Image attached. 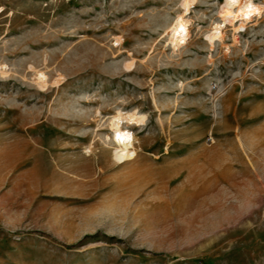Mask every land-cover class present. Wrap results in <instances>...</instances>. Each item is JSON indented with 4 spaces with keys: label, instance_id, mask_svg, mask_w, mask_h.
Returning a JSON list of instances; mask_svg holds the SVG:
<instances>
[{
    "label": "rangeland",
    "instance_id": "obj_1",
    "mask_svg": "<svg viewBox=\"0 0 264 264\" xmlns=\"http://www.w3.org/2000/svg\"><path fill=\"white\" fill-rule=\"evenodd\" d=\"M0 264H264V0H0Z\"/></svg>",
    "mask_w": 264,
    "mask_h": 264
},
{
    "label": "bare ground",
    "instance_id": "obj_2",
    "mask_svg": "<svg viewBox=\"0 0 264 264\" xmlns=\"http://www.w3.org/2000/svg\"><path fill=\"white\" fill-rule=\"evenodd\" d=\"M228 152V151H227ZM218 153V152H217ZM229 153V152H228ZM219 154H222V153H219ZM235 155V154H234ZM220 156V155H219ZM216 157H218L217 155H216ZM235 158H234V160L236 161V162H238V163H240V164H242V165H244L245 164V161L239 156V155H236V156H234ZM245 158V157H244ZM214 158L212 157V159L211 160H213ZM246 159V158H245ZM231 160V159H230ZM209 162H210V160H209ZM214 162H215V159H214ZM235 166V165H234ZM236 166H239V165H236ZM231 167V165L229 166V168ZM240 167V166H239ZM242 167V166H241ZM232 168V167H231ZM245 169H246V166H245ZM41 170V169H40ZM241 171V170H240ZM241 173V172H240ZM243 173V172H242ZM235 174V173H234ZM245 174H247V173H245ZM232 175V174H231ZM225 176V175H224ZM227 176V175H226ZM226 176H225V178H226ZM243 176H245V175H243ZM228 177H229V175H228ZM227 177V178H228ZM232 180V179H231Z\"/></svg>",
    "mask_w": 264,
    "mask_h": 264
}]
</instances>
